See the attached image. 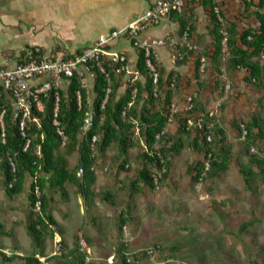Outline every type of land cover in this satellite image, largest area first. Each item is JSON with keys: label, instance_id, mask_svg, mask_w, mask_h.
Returning <instances> with one entry per match:
<instances>
[{"label": "trees", "instance_id": "obj_1", "mask_svg": "<svg viewBox=\"0 0 264 264\" xmlns=\"http://www.w3.org/2000/svg\"><path fill=\"white\" fill-rule=\"evenodd\" d=\"M242 4H244L243 10L230 17H226L222 12L223 5L218 0L189 2L182 12H173L170 15L179 25L177 36L187 30L190 39L201 48L196 54L195 50L188 51L178 45V52L182 54V59L179 54L176 67L186 64L190 57L196 54L193 57L192 74L186 80L181 77L176 68L168 71L153 55L159 71V82L154 84L153 77L145 64L146 58L143 50L139 52L137 62L142 78L128 81L123 92L120 90L125 72H119V65H109L110 77L98 71L94 87V126L85 135H81V127L90 105L84 102L83 106L79 107L76 96L79 83L75 78H72L69 88L62 91L60 101L59 120L68 138L65 143L53 124L56 105L54 99L44 101L46 110L41 114V126L29 124L28 137L31 139V145L27 150H25L26 139L21 135L18 125L10 119L11 107L8 108V113L5 115L6 142H0V180L7 196L15 198L24 191L27 179L32 178L28 193L29 210L25 223L33 251L30 255L20 256L17 253L20 247L15 246L13 252L7 254L3 251L4 246L0 242V264H49L51 261L55 264H85L86 256L80 249L78 235L75 236L74 246L68 250L66 241L63 239L64 228L54 214L55 195H59L63 200L69 199L68 185L73 186L75 192L83 198L88 212L95 209L98 201L106 202L116 210L120 209L117 214L118 247L114 257L121 264H137L138 257L130 256L127 252L124 230L133 219V212L136 208L132 202L133 198L145 193L146 189L156 190L152 174L162 167L158 153L165 160L167 167L160 180V187L172 177L175 158L180 156L185 149L197 152L203 157L200 160L189 162L186 168V173L191 177V185L194 188L206 181L221 178L230 169L235 156L233 145L229 142L227 130L221 123L223 117L209 116L208 107L204 104L203 91L206 88L218 90L219 87H223L226 75L231 79L232 86L236 88L233 73L242 72L243 81L247 87L261 92L258 103L264 107V0H242ZM199 6L208 12L210 21L208 34L211 36V41L204 40L207 34L196 32L195 9ZM216 8L220 9L223 20L218 17ZM254 20L258 22L257 26L247 25L246 22ZM224 31L228 33L227 52L224 51L223 46L226 38ZM196 34L198 37L195 39ZM202 57L207 61L206 73L211 71L213 74L212 80L206 77V73L200 71ZM191 85L196 88L194 108L187 110L185 107H180L174 115L172 122L174 127L172 128L169 121L171 104L174 102L179 104L178 99H181L183 93L190 89ZM155 88L158 90V97L154 96ZM109 89L111 93L108 103L106 108L102 109L101 103ZM190 94L192 92L188 95ZM5 102L4 98H0V111L1 107L6 104ZM224 109L223 102L222 110ZM123 112H126V116H123ZM197 112L203 116L204 128L198 126L197 116L194 125H189V119ZM217 119L219 121L215 127L208 129L210 123ZM242 123L246 124L249 131L240 151L247 157V161H242L237 157L238 167L245 183V189L256 194L260 192L261 185L264 184V155L252 153L250 149L254 144H261L260 149L264 153V117L260 111H257L248 120H242L239 123L235 121L233 125L239 135H241L240 125ZM162 131H165L164 134L157 139V134ZM208 132L213 135L212 142L206 139ZM94 135L98 136V140L93 147ZM38 146H41V154L37 151ZM112 147L118 149V154L111 156L118 174L129 173L127 174L128 180L126 183L123 182L122 187V190H126L127 193V201L124 203L118 202V193L114 189L96 186L97 173L92 171V167L98 160L109 158L108 151ZM135 149L138 153L132 157L130 152ZM94 153L96 154L93 157ZM73 156H76L77 160L76 164L71 167L70 158ZM10 158L15 163V170ZM207 161L210 162V169L205 172ZM127 165H132L133 168H126ZM80 168L84 169L82 176L78 175ZM38 188L40 195L37 194ZM38 201H41V206L37 210ZM255 221L258 220L253 217L243 222L240 227L241 231H246ZM5 226L6 221L0 218V233H8L13 237L14 230L5 232L3 229ZM55 227L59 231V236L56 235ZM48 236L55 241L60 239L63 245L61 256H48L46 252ZM86 239L90 244V238L86 237ZM168 249L175 251L178 247L172 246ZM153 250L157 253L166 251L167 248L157 242ZM152 255L148 250L143 252L145 257ZM40 256L47 257L44 263L41 262ZM129 257H132V262L127 261ZM89 264H94V262Z\"/></svg>", "mask_w": 264, "mask_h": 264}, {"label": "rangeland", "instance_id": "obj_2", "mask_svg": "<svg viewBox=\"0 0 264 264\" xmlns=\"http://www.w3.org/2000/svg\"><path fill=\"white\" fill-rule=\"evenodd\" d=\"M227 10L228 14L232 12L229 16H235L243 10V6L237 8L233 5ZM246 23L253 26L258 24L255 20ZM198 47L195 50L196 54L201 50L199 45ZM178 51L177 48L172 53L178 55ZM132 58L135 59V54ZM130 67L134 69L132 64ZM184 69L178 68L181 72ZM243 76L242 72L233 73L236 88L226 75L223 87H219L218 90L206 88L203 91L205 107L215 110L219 103L225 104V109L222 110L221 105L219 112L223 117L221 123L227 130L228 140L233 145L235 153L230 169L221 178L206 181L194 188L186 168L189 162L203 157L197 152L185 149L175 158L173 175L164 182L160 190L146 189L144 194L133 198L132 201L138 204V208L134 210L133 219L128 224L127 237L124 230V239L126 238L125 242H128L127 252L130 256L138 257L137 264H264V184L256 194L245 189L237 161V157L247 161V157L240 152L244 140L233 125L235 121L239 123L248 120L257 111L264 117V107L258 103L261 92L247 87ZM206 77L211 80L214 78L211 71H207ZM226 83L231 84L228 90L224 88ZM189 88L192 94L196 93L194 85ZM120 91L123 92L124 89L121 88ZM182 97L183 95L178 100L184 107L185 96L184 104ZM170 126L173 128V123ZM260 147L261 144H254L250 151L264 155ZM108 152V159L99 160L97 175L101 174L104 177L96 186H116L123 180L124 183L128 180L126 174L129 173L123 172L126 176L124 179L122 174L120 177L111 158L118 154V149L112 147ZM137 153L136 149L131 150L130 155L133 157ZM76 160V156L70 158L71 167L76 164ZM107 165L109 169L105 170ZM134 167L137 168L135 165ZM126 168L132 169L133 166ZM31 182L32 178H28L24 191L11 198L5 193L0 180V218L6 221L3 229L5 232L14 230L13 237L8 233H0V242L7 254H11L15 246L20 247V251H17L20 256L30 255L33 251L25 223L29 210L27 195ZM68 189L70 200H63L59 195H55L54 203V214L64 228L63 239L66 241V248L69 250L74 246L76 235L78 238L91 236L94 264H121L114 257L118 247L117 214L120 209L116 210L110 204L100 202L101 206L97 205L99 208L88 212L83 201L85 206L81 204L84 212L82 214L75 188L68 185ZM65 214H68V217ZM253 217L258 221L242 232L240 227L243 222ZM157 242L163 244L167 250L153 252L151 257L143 256L144 250L154 248ZM172 246H177L178 249L169 250L168 248ZM55 250L56 241L48 236L46 240L48 256L62 255L63 250L61 254H53ZM49 264L55 263L51 261Z\"/></svg>", "mask_w": 264, "mask_h": 264}, {"label": "built area", "instance_id": "obj_3", "mask_svg": "<svg viewBox=\"0 0 264 264\" xmlns=\"http://www.w3.org/2000/svg\"><path fill=\"white\" fill-rule=\"evenodd\" d=\"M201 0H155L154 4L146 11L139 14L127 25L117 28L106 35L99 36L91 45L85 47L83 50L76 53H69L61 48H53L46 51L39 45L31 46L26 49L24 55L20 60H17L11 66H0V98L5 99V103L0 111V142L5 143L7 137V124L5 115L8 113V108L11 107L10 119L15 122L21 135L26 139L25 150L31 145V139L28 137V126L33 124L40 127L42 124L41 114L45 112L46 99L55 100L54 118L53 124L57 127V132L62 136L64 143L67 141V135L61 128L59 120L60 101L63 90H67L72 84V78H75L79 83V88L76 91L77 101L79 107L83 106L86 102L90 105L85 113L84 121L81 127V135L87 134L94 126L95 111L93 108L95 99V80L96 73L99 71L106 77H110L108 72L109 65L118 66L119 72H125L124 79L121 88L124 90L127 87V82L132 79L142 78L141 73L138 71L137 62L134 69H131L130 63L126 53L118 52L114 50L112 45L118 39L126 38L130 40L132 46L139 52H145V64L153 77L154 84L159 82L158 67L153 60V55L157 58L158 48L174 51L178 48V45L186 48L187 50H197L199 47L190 39V34L186 30L182 35H172L170 33L165 34L162 37H145L144 33L153 27H156L161 23L165 17H170L173 12H182L184 7L189 2H198ZM218 17L223 20L220 9L216 8ZM226 38L223 41L224 51L227 52V31L223 32ZM250 38V37H249ZM180 54V56H179ZM228 54V53H227ZM178 56L182 59V54L178 52V55H173L172 62L176 63ZM207 68V61L202 57L200 71L205 72ZM225 89H230L231 84L226 83ZM136 92V91H135ZM111 89L106 93L105 99L101 103V108L105 109L109 100V94ZM154 96L158 97L159 93L155 88ZM196 94H190L185 96L184 107L187 110L194 108V98ZM222 103H219L217 108L210 109L209 116L217 117L221 116L219 112ZM179 105L172 103L169 117L170 123L174 121V115L179 111ZM123 116H126V112H123ZM198 117L197 123L200 128H204L203 116L200 112L192 115L189 119V125H194L195 117ZM219 120L210 123L207 127L212 129L215 127ZM165 131L157 134L156 138L160 139ZM241 139L246 140L249 134L246 124L240 125ZM208 142H212L213 135L208 132L206 135ZM98 136L94 135L92 138L93 147L97 142ZM37 151L41 154V146L37 147ZM96 153L93 154V157ZM161 158V168L152 174L154 178V185L156 190H160V180L163 174L166 172L167 167L165 160L158 153ZM211 156V155H209ZM11 165L15 170V163L10 158ZM98 163L92 167V171L98 173ZM129 165H127L128 167ZM109 166H105V170H108ZM210 169V162L205 164V172ZM84 174V169H79V176ZM12 186V184H11ZM37 194H41L39 188ZM41 206V201L37 203V210ZM56 229V228H55ZM56 235L59 236V231L56 229ZM79 245L81 251L85 254V264H89L93 261V251L85 237L79 238ZM63 245L60 239L56 240V250L53 254L62 252ZM149 253H153V248L148 250ZM41 262L44 263L47 257L40 256ZM128 262H132V257L127 259Z\"/></svg>", "mask_w": 264, "mask_h": 264}, {"label": "crops", "instance_id": "obj_4", "mask_svg": "<svg viewBox=\"0 0 264 264\" xmlns=\"http://www.w3.org/2000/svg\"><path fill=\"white\" fill-rule=\"evenodd\" d=\"M218 1L223 5L221 8L226 17H230L229 14L232 13L230 11L229 14L227 13L228 8H232L233 5L237 8L244 6L241 4L242 0ZM154 2L155 0H0V66L13 65L22 58L26 49L34 45H39L46 51L61 48L69 53L79 52L91 45L99 36L106 35L130 23L135 17L151 7ZM195 13L197 17L196 32L207 34L204 40L211 41V36L208 34L210 25L208 12L199 6L195 9ZM178 31L179 25L170 16L165 17L159 25L145 32L144 36L162 37L167 33L177 35ZM198 34L195 35V39ZM112 47L118 52L126 53L129 63L135 66L139 51L132 46L130 40L118 39ZM156 51L158 60L168 71L173 68L177 70L181 67L185 68L182 72L178 70L184 80L192 74L193 57H190L186 64L176 67L172 62L174 60L172 51L163 48H158ZM133 54H135V59L132 58ZM189 92L185 91L183 95L186 96ZM178 105L182 107L181 104ZM126 176L123 175L122 178L124 179ZM103 177L101 174L97 175V182L99 183ZM100 187H105V185ZM106 187H110L118 193V202L127 201L126 190H122L123 181L119 185ZM69 197L71 198L70 195ZM76 198L80 205L85 206L81 196L77 194ZM101 203L98 201L97 205L100 207ZM133 203L138 208V204ZM82 205L81 213L83 214ZM65 216L68 217V214ZM127 229L128 225L125 227V237L128 236ZM88 237L92 243L91 236ZM124 240L127 241L126 238ZM126 243L128 244V242Z\"/></svg>", "mask_w": 264, "mask_h": 264}, {"label": "clouds", "instance_id": "obj_5", "mask_svg": "<svg viewBox=\"0 0 264 264\" xmlns=\"http://www.w3.org/2000/svg\"><path fill=\"white\" fill-rule=\"evenodd\" d=\"M129 167V166H128Z\"/></svg>", "mask_w": 264, "mask_h": 264}]
</instances>
